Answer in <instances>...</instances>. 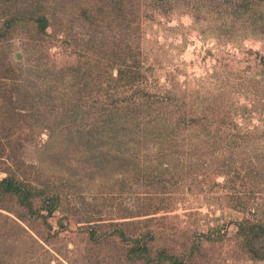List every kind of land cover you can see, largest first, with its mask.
Segmentation results:
<instances>
[{
	"label": "rangeland",
	"instance_id": "obj_1",
	"mask_svg": "<svg viewBox=\"0 0 264 264\" xmlns=\"http://www.w3.org/2000/svg\"><path fill=\"white\" fill-rule=\"evenodd\" d=\"M16 1L51 35L19 20L1 41L0 80L14 68L27 98L0 112V182L33 193L0 195V264H154L128 253L145 229L153 256L264 264L239 236L264 216V0H125V18L105 0ZM124 57L132 85L115 84ZM95 118L102 132L74 134Z\"/></svg>",
	"mask_w": 264,
	"mask_h": 264
},
{
	"label": "trees",
	"instance_id": "obj_2",
	"mask_svg": "<svg viewBox=\"0 0 264 264\" xmlns=\"http://www.w3.org/2000/svg\"><path fill=\"white\" fill-rule=\"evenodd\" d=\"M13 2L8 3L7 0H4L2 4L8 6L6 14V18L3 20V22L0 25V47L2 46L1 41L4 39H7L8 35L10 34V29L16 24V22L20 21H31L35 23L36 32L39 36L45 37L50 36L47 32V28L50 26L51 21L50 17L42 12L39 13L37 10L34 12L29 11L25 7H22L18 5L16 0H12ZM102 2V0H99ZM108 1V4L112 5L114 9H116L117 14H122L125 18L126 16V10H125V0H105ZM18 6L15 11L10 12V6ZM123 12V13H122ZM85 13V12H83ZM10 14V15H9ZM85 15V14H84ZM94 14L90 15L88 19L93 22L96 20ZM123 18V19H124ZM87 19V20H88ZM122 67L119 68V75L116 85L119 83V81L124 80L126 84H134L141 76V73L139 70H133V67L139 66V59H134L131 63H127L126 57H124L122 60ZM14 68H10V73L7 75L2 76L1 78H4V80H0V112H2L3 117L5 115H14L19 114V110L23 107V102L27 96H24L22 91L18 87V82H20L18 78V74L16 73ZM20 70V69H19ZM131 70V71H130ZM140 91V89H139ZM86 106V102L81 105ZM131 105L124 106L126 108H129ZM83 108V107H82ZM85 112H89L90 109L84 107L83 108ZM119 110V108L116 106V104H112V108L110 111ZM96 111V109H95ZM106 113H108L107 110H104ZM104 111L102 113H104ZM120 112H122V109H120ZM7 113V114H6ZM94 114V113H93ZM129 114V113H127ZM96 121L92 124H90L91 129H87L85 131V126L77 127L74 130L75 133H81L87 134V137L84 139V141L89 138L90 136H94L97 132L103 131L104 123L98 118H95ZM14 120V119H13ZM16 120V119H15ZM96 126V127H95ZM95 127V128H94ZM85 131V132H84ZM3 192H14L17 195L23 196V199H30V195L33 193L32 188L29 184L25 183L23 180H20L18 178H15L14 175L8 174L6 177H4L0 182V195H2ZM38 193H44L43 189H39L36 191V194ZM50 197V196H49ZM50 205L48 208H50V212L53 210L54 202L50 199ZM145 223L149 224V219H145ZM122 224V223H121ZM126 224V223H123ZM152 232L146 229L144 231H141L140 233H137L131 235V237L127 236V238H130L132 240V247L129 249L128 253L129 255H132L136 260L138 261H148L153 262L154 264H184V260L178 259V257L174 254L168 253L166 249H160L155 256L152 255L151 247L149 246V242L151 240L155 239V236L151 234ZM124 231L121 232V236L126 239ZM242 235V248L246 253L249 254V256L253 260H264V216H261L257 220L254 219H247L244 223H240L239 227V236ZM194 247L197 246L196 243L193 245Z\"/></svg>",
	"mask_w": 264,
	"mask_h": 264
}]
</instances>
